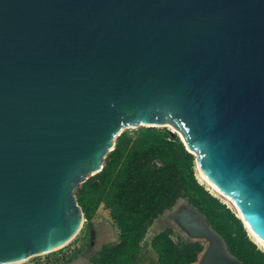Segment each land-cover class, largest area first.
Returning a JSON list of instances; mask_svg holds the SVG:
<instances>
[{"label":"water","instance_id":"water-1","mask_svg":"<svg viewBox=\"0 0 264 264\" xmlns=\"http://www.w3.org/2000/svg\"><path fill=\"white\" fill-rule=\"evenodd\" d=\"M142 126L170 127L264 245V0H0V264L69 244L75 190ZM194 210L199 264H243Z\"/></svg>","mask_w":264,"mask_h":264},{"label":"trees","instance_id":"trees-1","mask_svg":"<svg viewBox=\"0 0 264 264\" xmlns=\"http://www.w3.org/2000/svg\"><path fill=\"white\" fill-rule=\"evenodd\" d=\"M105 160L101 172L76 190L85 220L103 205L118 230V242L103 244L91 264L138 262L148 227L179 198L205 216L240 262L264 264V253L249 241L241 221L198 183L194 157L176 135L155 128L142 129L135 138L122 133ZM150 247L157 264H194L202 252L199 243H175L169 229L156 234Z\"/></svg>","mask_w":264,"mask_h":264},{"label":"rangeland","instance_id":"rangeland-1","mask_svg":"<svg viewBox=\"0 0 264 264\" xmlns=\"http://www.w3.org/2000/svg\"><path fill=\"white\" fill-rule=\"evenodd\" d=\"M145 128L147 127L142 126L139 128H127L122 133H125L130 138H135L137 135H139L140 131ZM155 129L159 131H173L169 127H159ZM105 161L106 160L103 161V166L105 164ZM195 178L200 185L204 186L205 190L212 197L217 199L221 204L225 205V207L228 208L231 213H233L234 216L239 219L238 213L236 212L233 204L228 199L215 192L206 182L199 178L197 175V170H195ZM76 190L74 192L75 198L77 194ZM179 199H181V203L177 202ZM179 199L176 201L177 205L175 203V205L171 209H169L168 211H164L162 214L158 215L157 218L148 227L145 236L140 242L144 251L141 255L142 264H155V256L149 254L146 250V247L148 246L150 238H153L156 234L164 231L165 229L170 230V237L175 243L198 242L202 245V250L205 248V246H203V242L193 241L182 229V227H180V224L176 218L177 214L181 210L191 207L185 198ZM191 209L194 210V208ZM99 210L104 211L105 207L101 205L90 221L84 219L81 230L79 231L77 236L65 247L49 254L30 258L19 264H66L67 262L76 260H79L81 263L86 264L89 259L91 260V258L94 257V255L98 252L103 244L116 243L118 241V230L115 223L107 219L102 213L99 212ZM244 230L246 231V235L249 241H251V243H253L260 252L264 253V249L250 236L247 229L244 228ZM194 264H198V258L196 263Z\"/></svg>","mask_w":264,"mask_h":264},{"label":"bare ground","instance_id":"bare-ground-1","mask_svg":"<svg viewBox=\"0 0 264 264\" xmlns=\"http://www.w3.org/2000/svg\"><path fill=\"white\" fill-rule=\"evenodd\" d=\"M170 128V127H169ZM171 129V128H170ZM197 170V175L199 178H201L204 182H206L215 192H217L218 194H220L221 196L225 197L226 199H228L232 204V200L229 199L228 197H226L225 195H223L222 193H220L217 189H215L208 181L207 179L202 175L201 171L199 170V168H196ZM178 203H181V199H179L177 201ZM177 205V203H176ZM234 206V204H233ZM235 208V207H234ZM181 212H187L189 214H192L196 217L197 220H199L200 224L201 225H204V223H202V217L201 216H198L197 214H195V210L191 209V208H185L184 210H181L178 214H180ZM237 212V211H236ZM174 214V213H173ZM177 214V216H178ZM238 216L240 217V219L244 222V220L241 218V216L238 214ZM244 227L247 229L248 233L250 234V236L264 249V245L253 235V233L250 231V229L247 227L246 223L244 222ZM205 228L207 229V224H205ZM184 230V229H183ZM185 231V230H184ZM186 232V231H185ZM187 233V232H186ZM188 234V233H187ZM188 236L190 237V239H192L193 241H201L203 242V246H205V248L202 250V252L199 254V257H198V264L199 262L201 261L202 259V255L203 253L205 252V250L207 249V246L209 245V242L207 241V239L205 238H202V237H193L191 236L190 234H188ZM203 248V247H202Z\"/></svg>","mask_w":264,"mask_h":264},{"label":"crops","instance_id":"crops-1","mask_svg":"<svg viewBox=\"0 0 264 264\" xmlns=\"http://www.w3.org/2000/svg\"><path fill=\"white\" fill-rule=\"evenodd\" d=\"M151 239L152 238H150L149 239V242H148V246L146 247L147 249V252L149 253V254H152L153 256H155V260H156V262H155V264H157V256H156V254L152 251V249H151V247H150V242H151ZM118 242V241H117ZM140 246H141V251H140V254H139V256H138V262H136V263H134V264H142V262H141V255H142V253L144 252L143 251V247H142V245L140 244ZM66 264H83V263H81L79 260H76V261H71V262H67ZM85 264V263H84ZM86 264H91L90 263V259L88 260V262L86 263Z\"/></svg>","mask_w":264,"mask_h":264},{"label":"built area","instance_id":"built-area-1","mask_svg":"<svg viewBox=\"0 0 264 264\" xmlns=\"http://www.w3.org/2000/svg\"><path fill=\"white\" fill-rule=\"evenodd\" d=\"M65 247V246H64Z\"/></svg>","mask_w":264,"mask_h":264}]
</instances>
